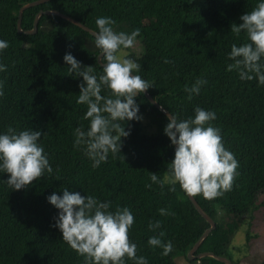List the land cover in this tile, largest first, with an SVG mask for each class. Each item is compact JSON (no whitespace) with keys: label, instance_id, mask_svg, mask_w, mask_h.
<instances>
[{"label":"trees","instance_id":"obj_1","mask_svg":"<svg viewBox=\"0 0 264 264\" xmlns=\"http://www.w3.org/2000/svg\"><path fill=\"white\" fill-rule=\"evenodd\" d=\"M34 0H0V39L8 47L0 51V131L40 130V142L48 153L52 173L19 190L10 189L0 173V264H84L53 226L57 209L47 201L61 189L90 194L100 200L128 207L134 223L129 239L137 245V256L148 264H176L180 255L185 264H223L206 256L189 260L186 252L209 226L196 211L186 193L175 186L163 188L146 184L150 172L158 178L167 173L174 145L164 134L166 116L143 93L134 99L140 120L121 121L129 131L121 137L120 153L108 154L105 162L92 168L91 160L73 147L74 129L83 119L86 105L77 104L81 77L67 73L62 57L70 51L83 65L102 72L97 61L99 49L94 36L58 15L41 14L34 33L18 32V9ZM257 0H48L22 11L21 29L31 30L39 10L54 9L97 31L95 20L111 17L116 32L139 29L131 50L122 54L135 60L139 74L150 84L151 97L178 119L192 116L200 106L213 110V126L221 130L222 142L238 161L232 188L222 196L205 199L193 196L213 219L197 252L211 251L224 256L235 232L247 221L255 207L256 195L264 192V85L256 80H240L235 71H226L233 43L246 39L243 32L230 31L239 16L251 11ZM136 46L139 50L134 52ZM202 77L207 80L199 94L189 100L185 86ZM102 94H107L105 90ZM147 120L152 131L146 130ZM165 209L167 213H160ZM160 227L149 230V221ZM163 231L162 241L172 242V251L147 244L150 236ZM250 238L245 235L246 241ZM125 264H134L125 257ZM233 264V263H231ZM259 264H264V257Z\"/></svg>","mask_w":264,"mask_h":264},{"label":"clouds","instance_id":"obj_2","mask_svg":"<svg viewBox=\"0 0 264 264\" xmlns=\"http://www.w3.org/2000/svg\"><path fill=\"white\" fill-rule=\"evenodd\" d=\"M239 20L240 23L231 24L230 31L236 36L243 32L246 39L231 45L227 53L231 63L226 65V71H235L242 81L255 79L258 85H264V0H257L255 7L242 13ZM95 24L94 44L100 51L98 63L102 72L96 73L91 65L82 66L70 51L62 57L69 65L67 73L82 78L77 85L76 103L86 105L83 119L88 125L74 129L73 147L84 152L92 168L105 162L109 153H120L121 137H127L130 131L120 122L142 119L134 98L153 85L139 74L140 65L122 54L123 49L134 45L139 29L116 32L112 27L115 21L108 16L97 17ZM7 47L8 41L0 39V51ZM5 69L0 63V71ZM205 84L207 80L198 77L191 86L186 85L187 99L199 94ZM105 90L107 94H102ZM193 113L186 119H178L172 112L166 117L163 132L175 146L174 155L163 178L150 172L151 183L146 187L155 183L163 188L167 184L170 191H175L179 184L190 196L202 194L205 199H213L231 190L238 161L225 148L221 130L211 123L216 113L200 106ZM41 134L33 128L16 131L9 127L0 131V173L9 174L4 182L10 189L19 190L45 173H52L48 153L40 142ZM46 199L58 210L53 226L84 257V264H125V257L134 264H148L146 257L137 256V245L129 239L134 216L128 207L117 205L113 209L111 201L69 191L67 187L61 189V194L52 192ZM159 211L162 215L171 214L165 209ZM159 227V220L149 221V230ZM163 235L161 231L150 236L147 244L162 248L161 254L167 255L172 251V242L162 241Z\"/></svg>","mask_w":264,"mask_h":264},{"label":"rangeland","instance_id":"obj_3","mask_svg":"<svg viewBox=\"0 0 264 264\" xmlns=\"http://www.w3.org/2000/svg\"><path fill=\"white\" fill-rule=\"evenodd\" d=\"M131 50V49H128ZM137 52L136 46L132 49ZM147 131L153 127L148 126L147 120H143ZM249 234L248 241L245 235ZM233 264H259L264 257V192L256 195L255 207L247 217V221L234 234L226 254L223 256ZM176 264H185L180 255L173 257Z\"/></svg>","mask_w":264,"mask_h":264},{"label":"water","instance_id":"obj_4","mask_svg":"<svg viewBox=\"0 0 264 264\" xmlns=\"http://www.w3.org/2000/svg\"><path fill=\"white\" fill-rule=\"evenodd\" d=\"M48 0H34L31 2H27L25 4H23L19 9H18V14H17V20H16V28L18 30V32H24L26 34H31L34 33L36 31L37 28V23H38V19L40 17L41 14H47V15H58L62 18H64L65 20L70 21L71 23L79 26L80 28H82L83 30L87 31L88 33H90L91 35H93V33L95 32L94 30L90 29L89 27L85 26L84 24H82L81 22L77 21L76 19L62 14L57 10L54 9H47V10H39L34 19H33V26L31 30H22L20 23H21V15H22V11L28 7L34 6V5H38L40 3L46 2ZM94 36V35H93ZM100 55V53L97 55V61H98V56ZM143 94L145 95V97L147 98V100L153 105L155 106L162 114H164L166 117L168 115H171L164 107H162L161 105L158 104V102H156L151 95L147 92V90L145 92H143ZM175 147V146H174ZM188 199L190 200V202L192 203L193 207L196 209V211L208 222L209 226L201 233V235L199 236V238L196 240V242L191 246V248L186 252V256L189 260L192 259H198V258H202V257H206V256H210L213 257L214 259L218 260L219 262L223 263V264H231L230 260L220 256V255H216L211 251H202V252H197L196 250L198 248V246L201 244V242L204 240V238L209 234V232L211 230H213L215 228V222L213 221V219L198 205V203L196 202L195 198L193 196H190L186 193Z\"/></svg>","mask_w":264,"mask_h":264}]
</instances>
